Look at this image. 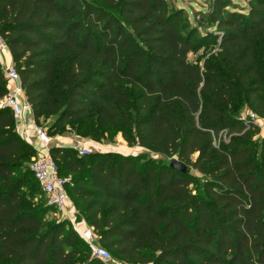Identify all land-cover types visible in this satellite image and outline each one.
<instances>
[{
	"label": "trees",
	"instance_id": "16d2710c",
	"mask_svg": "<svg viewBox=\"0 0 264 264\" xmlns=\"http://www.w3.org/2000/svg\"><path fill=\"white\" fill-rule=\"evenodd\" d=\"M182 13L167 0H0V34L36 122L52 120L50 134L67 125L80 137L118 132L188 166L51 149L79 213L113 257L264 264V136L254 139L261 128L238 116L246 106L264 118V0L246 8L214 0L204 35L186 29ZM218 38L220 53L203 66L190 62L197 44ZM7 93L0 60V264H109L69 221L46 219L53 206L24 193L36 150L1 105ZM223 131L234 135L216 147Z\"/></svg>",
	"mask_w": 264,
	"mask_h": 264
},
{
	"label": "built area",
	"instance_id": "2783aa9c",
	"mask_svg": "<svg viewBox=\"0 0 264 264\" xmlns=\"http://www.w3.org/2000/svg\"><path fill=\"white\" fill-rule=\"evenodd\" d=\"M10 54L7 44L0 34V57L3 58L2 65L8 84V93L1 100V105L13 110L17 130L23 138L27 140L29 132H32L36 139V143L33 145L36 155L31 169L42 191L47 195L49 204L62 216L63 220L69 221L89 244L92 256L109 262L113 259L109 250L99 243L98 237L91 227L81 224L79 211L66 187L67 179L59 175L56 161L51 154L53 147L72 148L80 155H87L92 151L89 150L87 142L82 137L59 135L52 137L46 126L36 122L20 74L14 62L6 60L7 55ZM243 120L248 128L251 125L264 127V118L259 117L253 111H250L249 116Z\"/></svg>",
	"mask_w": 264,
	"mask_h": 264
},
{
	"label": "rangeland",
	"instance_id": "374dc122",
	"mask_svg": "<svg viewBox=\"0 0 264 264\" xmlns=\"http://www.w3.org/2000/svg\"><path fill=\"white\" fill-rule=\"evenodd\" d=\"M214 0H167L168 2V10L169 11H177L179 9L183 10L181 15L182 22L184 23V27L187 29L190 26H200L199 27V35H204L205 28L208 27L207 17L208 12L212 6ZM232 2L236 3L237 6L241 8H246L248 4V0H232ZM215 30V29H213ZM217 35V31L213 32ZM219 38L217 43L210 44H197L195 48L189 55L190 62L200 64L201 66L214 55L220 53L219 48ZM250 111L248 107L244 106L240 109L238 116L242 119H246L249 116ZM42 126H48L52 120L48 119L47 121H42ZM60 132L51 134L52 137L56 136H78L75 132H73L69 125L62 127ZM57 134V135H56ZM234 134H229L227 131H223L219 133L215 137V146L220 147L225 142L229 141ZM264 136V127L261 128V132L254 136V139L261 140ZM80 137V136H78ZM87 142V146L89 150L92 152H115L122 155H139L141 160H163L165 162H170L172 158L160 155L149 148H144L139 146L138 144L129 145L119 134L116 132L114 135L109 136L102 134L98 129L91 128L88 129L84 136H81ZM30 143V142H29ZM31 144V143H30ZM33 146V144H31ZM34 147V146H33ZM35 160V156L33 155L27 164L25 172H29V183L24 187V193L33 197L34 201L39 205L48 206L49 200L47 195L42 191L36 179L33 177L31 166ZM192 174H194L199 180H203L204 175L201 173L192 170ZM200 182V181H199ZM46 219L48 221H62V216L55 210L51 209L46 214ZM79 220L82 222L83 226H89L85 217L79 213ZM72 227H74L72 225ZM113 257V256H112ZM109 264H128V262L124 259L113 257L112 260L109 261Z\"/></svg>",
	"mask_w": 264,
	"mask_h": 264
},
{
	"label": "water",
	"instance_id": "95a60500",
	"mask_svg": "<svg viewBox=\"0 0 264 264\" xmlns=\"http://www.w3.org/2000/svg\"><path fill=\"white\" fill-rule=\"evenodd\" d=\"M170 167L178 169L182 172L188 173L190 170L186 164L181 162L178 158H172L170 161Z\"/></svg>",
	"mask_w": 264,
	"mask_h": 264
},
{
	"label": "crops",
	"instance_id": "0c3cea01",
	"mask_svg": "<svg viewBox=\"0 0 264 264\" xmlns=\"http://www.w3.org/2000/svg\"><path fill=\"white\" fill-rule=\"evenodd\" d=\"M0 60H1V63H2L3 58L0 57ZM6 60H7V61H10V60L13 61L12 54L7 55ZM27 141L30 142V143L33 144V145L36 143V139H35V137H34V135H33L32 132H29Z\"/></svg>",
	"mask_w": 264,
	"mask_h": 264
}]
</instances>
